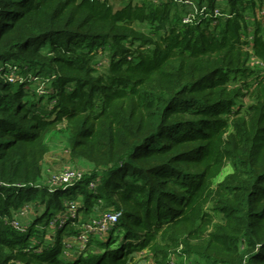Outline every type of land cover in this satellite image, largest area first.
<instances>
[{"label": "trees", "instance_id": "1", "mask_svg": "<svg viewBox=\"0 0 264 264\" xmlns=\"http://www.w3.org/2000/svg\"><path fill=\"white\" fill-rule=\"evenodd\" d=\"M198 5L222 15L188 24L173 0H0V264H137L145 248L152 264H264V0ZM59 136L63 169L84 176L51 190ZM99 202L123 215L80 253L74 223ZM25 207L36 214L22 231Z\"/></svg>", "mask_w": 264, "mask_h": 264}, {"label": "built area", "instance_id": "2", "mask_svg": "<svg viewBox=\"0 0 264 264\" xmlns=\"http://www.w3.org/2000/svg\"><path fill=\"white\" fill-rule=\"evenodd\" d=\"M103 1V0H101ZM161 0H154L155 3L160 2ZM199 0H173V2L179 4L182 7H186L189 12L184 15L183 22L188 24H195V22L207 19L209 17L213 18L215 16L222 15L219 8H216L213 13L207 12V5H202L199 7ZM261 15L264 17V7L261 9ZM10 81H15L17 79L13 74L8 76ZM84 174L82 171L72 168H66L58 173H54L50 176L48 183L50 185L51 190L64 186L68 187L75 184L77 181L83 178ZM90 186L95 188L97 186V181H92ZM80 201L76 200L74 202H67L66 206L68 207L66 212L61 213L64 217L61 218V221L66 222L67 215H71L72 217L77 214L78 206L80 205ZM102 202H99V205L94 209L93 217H89L86 221L79 223H74L81 230L80 235L71 236V241H68L71 247L75 246L78 249V252H84L87 250L91 235H98L100 237H105L108 232L119 222L120 218L123 215L122 210L116 209H102ZM28 211V207L21 209V212L26 213ZM12 224L19 230H25V228L20 227L18 223V218L14 215V220ZM74 239L77 242V245L74 242ZM185 259L182 264H188ZM166 264H179L178 257L175 254H171L166 261Z\"/></svg>", "mask_w": 264, "mask_h": 264}, {"label": "rangeland", "instance_id": "3", "mask_svg": "<svg viewBox=\"0 0 264 264\" xmlns=\"http://www.w3.org/2000/svg\"><path fill=\"white\" fill-rule=\"evenodd\" d=\"M135 1H138V0H135ZM109 2L113 5V7L115 9H119L122 6H124V4L126 3V0H109ZM102 63H107V60L104 59V60L100 61V63H98V64H102ZM43 86H44L43 82H41V84L38 85L37 92L39 90L40 93H44ZM46 99H47V97H45V100ZM53 143L51 144V146H52L51 147V152L46 154V163L48 165L47 167L49 169V173L52 172V174L56 173L57 171L60 172V170H62L63 167H65V166H71V165L73 166V164H70L71 162H67V161L70 160V157L66 156V153H64V149L66 150V147H65V143L63 141L62 136H59V139L55 140L54 145H53ZM61 156L65 157L66 159H61ZM74 166L78 167V168H80V169H82L84 171H88V167L84 166V165H81L80 163L79 164H74ZM231 171H232L231 166H227L225 168V170H224V174L225 173H229ZM223 176H221L220 179L223 178ZM220 179H218V180H220ZM82 198L83 197H80V199H82ZM79 201L82 202L81 200H79ZM102 209H104V208H101V210ZM43 210H44V208L40 207V208H38V211H36V212H40V214H41L43 212ZM35 214L36 213H34L33 211H26V213H24V212L22 213L21 210H19V212L15 213V217L18 218L19 226L25 228V227L28 226V224H31V222H33L35 220L34 219L35 218V216H34ZM93 216H94L93 213H91L89 217L92 218ZM74 242L77 245V242H76L75 239H74ZM72 249L73 248H71L70 250H72ZM150 252L151 251L148 248H145L142 251H137V253L135 254V261H133V262H135L137 264H152L150 262L152 260L149 257L150 254H151ZM186 262L188 264H194L191 260H187Z\"/></svg>", "mask_w": 264, "mask_h": 264}]
</instances>
